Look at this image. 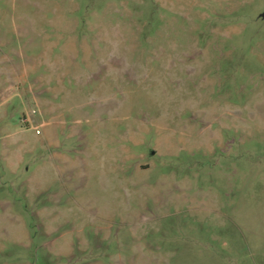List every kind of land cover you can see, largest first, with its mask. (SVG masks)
I'll list each match as a JSON object with an SVG mask.
<instances>
[{"label": "rangeland", "instance_id": "374dc122", "mask_svg": "<svg viewBox=\"0 0 264 264\" xmlns=\"http://www.w3.org/2000/svg\"><path fill=\"white\" fill-rule=\"evenodd\" d=\"M0 264H264V0H0Z\"/></svg>", "mask_w": 264, "mask_h": 264}, {"label": "built area", "instance_id": "2783aa9c", "mask_svg": "<svg viewBox=\"0 0 264 264\" xmlns=\"http://www.w3.org/2000/svg\"><path fill=\"white\" fill-rule=\"evenodd\" d=\"M35 132H36V134H38V133H39V131H38V130H36Z\"/></svg>", "mask_w": 264, "mask_h": 264}, {"label": "water", "instance_id": "95a60500", "mask_svg": "<svg viewBox=\"0 0 264 264\" xmlns=\"http://www.w3.org/2000/svg\"><path fill=\"white\" fill-rule=\"evenodd\" d=\"M151 154H153V152Z\"/></svg>", "mask_w": 264, "mask_h": 264}]
</instances>
